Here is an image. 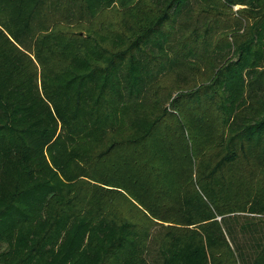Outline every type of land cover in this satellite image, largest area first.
<instances>
[{"label":"trees","instance_id":"trees-1","mask_svg":"<svg viewBox=\"0 0 264 264\" xmlns=\"http://www.w3.org/2000/svg\"><path fill=\"white\" fill-rule=\"evenodd\" d=\"M0 264H264V0H0Z\"/></svg>","mask_w":264,"mask_h":264},{"label":"rangeland","instance_id":"rangeland-1","mask_svg":"<svg viewBox=\"0 0 264 264\" xmlns=\"http://www.w3.org/2000/svg\"><path fill=\"white\" fill-rule=\"evenodd\" d=\"M191 6L192 7H194L195 8V10L197 11L198 9H199V5H197L196 4V2H194V1H192V3H191ZM242 6H240V5H233L232 6V14L229 16H226V17H221V18H218L219 20H218V25L217 26H214V29H215V33H214V37H212V39H219L220 38V35H222L221 33H223V34H226L227 32V30L225 29V28H223V27H225L226 25L224 24V23H226V22H228V23H233L234 22V20H235V18L236 17H238L239 16V13H238V9H240ZM195 15V17H198L196 14H194ZM193 15V16H194ZM181 20H179L178 21V23H177V26H178V31H177V34L175 35L176 37H175V39H182L183 37H184V35L187 33H189V31H190V29H191V27H188V25H185L184 24V27L182 28V29H180L179 28V22H180ZM192 21H194V20H192ZM193 23V22H192ZM222 23V24H221ZM194 24V23H193ZM192 24V25H193ZM221 25H222V28H221ZM243 25H244V22H243ZM177 26L175 27V28H177ZM220 31H223V32H221L220 33ZM233 31H235V30H233ZM240 31H242V29L240 28ZM229 37V39H232V37H230V36H228ZM170 39H172V38H170ZM190 39H194V37H190ZM203 52V49H200V53H202ZM211 54H215L214 52H212ZM210 55V53H208L207 52V54L205 55V56H202V57H207V56H209ZM196 66H195V69H193V70H185L184 68H180V69H178V70H180V74H181V76L180 77H183L184 75H187L188 77H191V75H195L191 80H188L187 81V85L185 86V85H183V87H184V89H186V88H188V86L190 87V86H193L194 85V83H197V78H199V75L201 74V75H203L204 73V70H205V68H206V65L203 63V62H201L200 60H196ZM182 78H180V80H181ZM195 81V82H194ZM171 83H172V79H171V81H170ZM176 82H179L178 80H176ZM182 84V83H181ZM248 239V238H247ZM246 239V240H247Z\"/></svg>","mask_w":264,"mask_h":264}]
</instances>
